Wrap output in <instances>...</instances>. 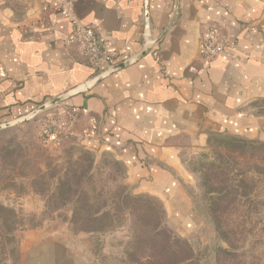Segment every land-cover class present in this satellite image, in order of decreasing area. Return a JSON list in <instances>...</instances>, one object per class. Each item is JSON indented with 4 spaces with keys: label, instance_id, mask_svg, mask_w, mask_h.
Returning a JSON list of instances; mask_svg holds the SVG:
<instances>
[{
    "label": "crops",
    "instance_id": "obj_1",
    "mask_svg": "<svg viewBox=\"0 0 264 264\" xmlns=\"http://www.w3.org/2000/svg\"><path fill=\"white\" fill-rule=\"evenodd\" d=\"M145 2L0 0V124L73 92L61 103L82 111L64 139L112 155L133 193L159 199L172 228L191 230L205 218L187 154L211 136L264 142V0H149V27ZM69 14L94 26L110 53L138 59L94 81L93 67L65 44ZM213 23L227 47L204 66L202 38ZM41 118L22 124L40 134ZM65 243L46 242L40 263H81Z\"/></svg>",
    "mask_w": 264,
    "mask_h": 264
},
{
    "label": "rangeland",
    "instance_id": "obj_2",
    "mask_svg": "<svg viewBox=\"0 0 264 264\" xmlns=\"http://www.w3.org/2000/svg\"><path fill=\"white\" fill-rule=\"evenodd\" d=\"M223 138L211 136L206 146L187 154L205 221L177 230L159 199L133 193L112 155L95 156L72 139L45 145L34 124L0 128V205L15 212L0 208V264H34L30 258L38 252L41 264L43 245L59 238L68 240L79 264H138L160 256L167 244L177 252L173 264L189 255L194 258L187 264H264V147ZM217 168L225 174L215 176ZM204 173L212 178L209 189ZM211 186L221 192L210 194ZM213 197L222 199L212 205ZM212 206L216 223L208 218ZM156 228L166 230L168 242L162 235L152 249L149 236Z\"/></svg>",
    "mask_w": 264,
    "mask_h": 264
},
{
    "label": "built area",
    "instance_id": "obj_3",
    "mask_svg": "<svg viewBox=\"0 0 264 264\" xmlns=\"http://www.w3.org/2000/svg\"><path fill=\"white\" fill-rule=\"evenodd\" d=\"M68 17L73 29L66 37L65 44L74 46L77 49L85 62L93 67L95 76L126 59H120L117 55L105 49L104 38L94 26L83 23L72 14H69ZM149 24L146 20L145 9V26L149 27ZM226 47L227 41L222 36L219 25L216 23L210 24L202 38L201 58L204 66L211 65L225 51ZM191 70L195 71L196 69L191 67ZM45 111H43L45 114L41 118L40 136L45 145H51L55 141L72 134L80 118L82 108L59 103Z\"/></svg>",
    "mask_w": 264,
    "mask_h": 264
},
{
    "label": "trees",
    "instance_id": "obj_4",
    "mask_svg": "<svg viewBox=\"0 0 264 264\" xmlns=\"http://www.w3.org/2000/svg\"><path fill=\"white\" fill-rule=\"evenodd\" d=\"M221 136H223L224 138L223 139H220L221 141H226L228 144H230V143H240L239 145H243L244 147H246L247 148V143H249V142H252V143H254V142H260V143H262V147H264V142L263 141H254V140H249V139H246V138H242V137H237V136H234V135H228V134H226V135H221ZM237 146V145H235V147H240V146ZM220 160H225V158L223 157V156H221V159ZM216 173H213L215 176H218V175H223V174H225L223 171H220V170H218V168H217V171H215ZM203 179H204V184H205V186L209 189V186H210V184H211V182H212V178H209V177H207V176H205V173H204V177H203ZM230 180H232L231 178H228L227 179V181H230ZM240 182H243V180H240ZM238 186H240V185H238ZM237 186V187H238ZM222 188H225V187H222ZM221 189V188H220ZM220 189H216V188H214V186H211V189L209 190V193L210 194H216V192H221L220 191ZM219 190V191H218ZM226 190V189H225ZM232 193L234 194V196H236V195H238L237 193H236V191H235V189L233 188V191H232ZM243 194V193H242ZM245 194V193H244ZM242 196H247L246 194L245 195H242ZM236 198H237V196H236ZM221 199L222 198H219V197H213L212 199H211V201H212V205L213 204H219L218 203V201H221ZM237 200V199H236ZM0 208H1V210H3V211H7V212H11V213H13V211L12 210H10V209H7V208H5L4 206H2V205H0ZM217 210L216 209H214V206H212L211 208H209V212H208V214H209V219H211V221H213L214 223H216V221H214L215 220V212H216ZM13 214H15V212L13 213ZM165 232H166V230H164V228H156L155 230H153V234H150V238H151V240H153L154 241V243H155V245H153V247H152V249H155V247L157 246V244L159 243V239L162 237V235L164 236V238H165V242L167 243L168 242V239H167V236H166V234H165ZM1 235V234H0ZM153 237V238H152ZM137 241H138V243H141L142 241H143V238L142 237H137V238H135ZM170 239H171V237H170ZM158 242V243H157ZM186 247H187V244H186ZM188 247H189V245H188ZM157 250H159V248L157 249ZM174 251H172L170 248H169V246H168V244L166 245V246H163L161 249H160V256H156V255H152V256H147V257H144L143 259H138L137 260V263L138 264H171L173 261H174V259H171V257L173 256V255H175V254H177V252H174ZM194 257L193 256H191V255H189V256H186L185 258H183L182 260H180V261H178V262H176V263H174V264H187V263H189L190 261H192V259H193ZM173 264V263H172Z\"/></svg>",
    "mask_w": 264,
    "mask_h": 264
},
{
    "label": "water",
    "instance_id": "obj_5",
    "mask_svg": "<svg viewBox=\"0 0 264 264\" xmlns=\"http://www.w3.org/2000/svg\"><path fill=\"white\" fill-rule=\"evenodd\" d=\"M145 9H146V20H147V23L149 24V20H150L149 0H146V2H145ZM150 45H151V42L145 46V48L143 49V51L140 54H143L145 51H147L151 47ZM138 56L139 55L128 57L125 60L121 61L120 63L113 65V66L101 71L100 73L97 74V76L94 77V81L102 80V79L106 78L107 76L111 75L112 73L119 71L123 67L131 65L132 63H134L138 59ZM72 94H73V92H67V93L59 95L57 97H54L52 99H49L46 102L42 103L41 105L37 106L34 110L27 113L26 115L18 117L12 121L1 123L0 128L13 126L15 124H21V123L27 122L29 120H32L36 116H38L41 112L51 108L52 106H54L56 104H59V103L65 101Z\"/></svg>",
    "mask_w": 264,
    "mask_h": 264
}]
</instances>
